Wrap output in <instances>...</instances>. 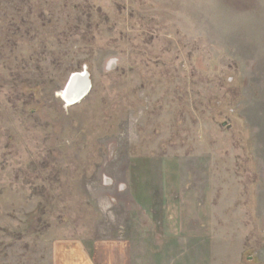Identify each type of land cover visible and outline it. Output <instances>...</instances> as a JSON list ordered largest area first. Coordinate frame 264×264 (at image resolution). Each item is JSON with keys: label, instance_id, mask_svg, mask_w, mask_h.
<instances>
[{"label": "rangeland", "instance_id": "374dc122", "mask_svg": "<svg viewBox=\"0 0 264 264\" xmlns=\"http://www.w3.org/2000/svg\"><path fill=\"white\" fill-rule=\"evenodd\" d=\"M0 264H264V0H0Z\"/></svg>", "mask_w": 264, "mask_h": 264}, {"label": "water", "instance_id": "95a60500", "mask_svg": "<svg viewBox=\"0 0 264 264\" xmlns=\"http://www.w3.org/2000/svg\"><path fill=\"white\" fill-rule=\"evenodd\" d=\"M91 87L89 75L86 71L73 73L63 89V100L75 104L86 96Z\"/></svg>", "mask_w": 264, "mask_h": 264}, {"label": "bare ground", "instance_id": "6f19581e", "mask_svg": "<svg viewBox=\"0 0 264 264\" xmlns=\"http://www.w3.org/2000/svg\"><path fill=\"white\" fill-rule=\"evenodd\" d=\"M76 73H78V72H76ZM59 96H63V90L59 92ZM62 98H63V97H62ZM64 102H65V101H64ZM65 103H66V102H65ZM66 104H67V106H68V105L71 104V103L68 102V103H66Z\"/></svg>", "mask_w": 264, "mask_h": 264}, {"label": "crops", "instance_id": "0c3cea01", "mask_svg": "<svg viewBox=\"0 0 264 264\" xmlns=\"http://www.w3.org/2000/svg\"><path fill=\"white\" fill-rule=\"evenodd\" d=\"M84 263V262H83Z\"/></svg>", "mask_w": 264, "mask_h": 264}]
</instances>
